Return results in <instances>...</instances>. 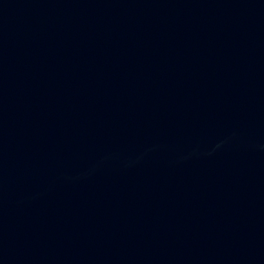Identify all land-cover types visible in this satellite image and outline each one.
<instances>
[{
  "label": "water",
  "instance_id": "obj_1",
  "mask_svg": "<svg viewBox=\"0 0 264 264\" xmlns=\"http://www.w3.org/2000/svg\"><path fill=\"white\" fill-rule=\"evenodd\" d=\"M0 264H264V0H0Z\"/></svg>",
  "mask_w": 264,
  "mask_h": 264
}]
</instances>
